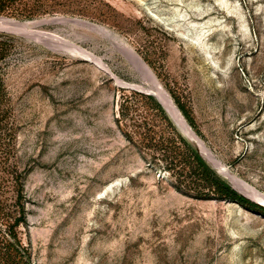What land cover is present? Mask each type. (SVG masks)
<instances>
[{
	"label": "rangeland",
	"instance_id": "374dc122",
	"mask_svg": "<svg viewBox=\"0 0 264 264\" xmlns=\"http://www.w3.org/2000/svg\"><path fill=\"white\" fill-rule=\"evenodd\" d=\"M4 17L34 38L0 30V264H264V203L124 49L264 194V0H0Z\"/></svg>",
	"mask_w": 264,
	"mask_h": 264
},
{
	"label": "bare ground",
	"instance_id": "6f19581e",
	"mask_svg": "<svg viewBox=\"0 0 264 264\" xmlns=\"http://www.w3.org/2000/svg\"><path fill=\"white\" fill-rule=\"evenodd\" d=\"M0 30H8L12 32H19L23 35L30 36L34 38V36L30 32V26L24 23H20L11 19L0 18ZM108 32V31H107ZM37 37V36H35ZM39 39V37H37ZM36 39V38H35ZM37 39V40H38ZM47 41V40H45ZM49 43V41H48ZM125 51L129 55L130 59L132 60L134 66L143 74L144 78L151 83V89L149 88L150 92L155 95L161 103L167 108V110L171 113V115L176 120L175 122L178 123V126L184 132L185 136L189 139V141L198 149L200 154L203 158L220 173L222 176L226 177L236 188L244 191L247 196H250L262 203H264V194L256 190L255 188L249 186L247 183L243 182L242 180L238 179L235 175L229 172L210 152V150L205 146L202 140L196 135V133L192 130V128L188 125L186 120L183 118L175 104L173 103L172 99L163 88V86L158 81L155 74L149 68V66L141 59V57L131 48L128 46H124ZM73 51L79 53L81 55H85L77 47L73 48ZM94 62L102 66L100 60L92 58ZM121 82L120 80H117ZM125 87L130 88H139L143 89L142 87L130 86L129 84L121 82ZM148 90V91H149ZM238 204V203H237Z\"/></svg>",
	"mask_w": 264,
	"mask_h": 264
},
{
	"label": "trees",
	"instance_id": "16d2710c",
	"mask_svg": "<svg viewBox=\"0 0 264 264\" xmlns=\"http://www.w3.org/2000/svg\"><path fill=\"white\" fill-rule=\"evenodd\" d=\"M223 189H224L225 194H226L229 198H231V199H233V200H236V201H238V202H241V203L249 204V205L252 206V207H255V206H256L255 203H253V202H251L250 200H248L247 198H245V197H243V196L237 194L235 191H233V190L229 187V185H227V184H225V183L223 184Z\"/></svg>",
	"mask_w": 264,
	"mask_h": 264
},
{
	"label": "water",
	"instance_id": "95a60500",
	"mask_svg": "<svg viewBox=\"0 0 264 264\" xmlns=\"http://www.w3.org/2000/svg\"><path fill=\"white\" fill-rule=\"evenodd\" d=\"M150 89H151V88H150ZM147 90H149V88H148ZM148 92H150V90H149ZM152 95H153V94H152Z\"/></svg>",
	"mask_w": 264,
	"mask_h": 264
}]
</instances>
